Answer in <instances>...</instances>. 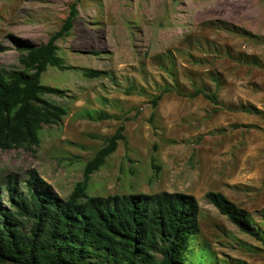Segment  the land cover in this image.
Returning a JSON list of instances; mask_svg holds the SVG:
<instances>
[{"label": "rangeland", "instance_id": "374dc122", "mask_svg": "<svg viewBox=\"0 0 264 264\" xmlns=\"http://www.w3.org/2000/svg\"><path fill=\"white\" fill-rule=\"evenodd\" d=\"M74 2V27L57 42L71 68L41 76L65 91L46 98L67 115L43 126L40 145L0 149V181L36 170L66 199L123 126L88 195L193 194L200 233L187 264H264V0H0V69L22 68L17 46L47 42ZM196 89L216 92V102L189 96ZM208 191L245 209L260 236L223 215Z\"/></svg>", "mask_w": 264, "mask_h": 264}, {"label": "trees", "instance_id": "16d2710c", "mask_svg": "<svg viewBox=\"0 0 264 264\" xmlns=\"http://www.w3.org/2000/svg\"><path fill=\"white\" fill-rule=\"evenodd\" d=\"M78 15L74 2L47 42L17 46L22 68L0 69L1 150L40 145L43 126L57 124L67 115V108L46 98L64 96L65 91L42 84L41 76L48 66L71 68L58 54L57 42L70 34ZM84 74L95 78L101 71L86 69ZM199 95L213 102L218 98L216 92L202 89L189 96ZM159 98L153 100L154 106ZM123 130L119 127L86 162L83 179L66 199L36 170L30 171L28 180L9 173L0 181V264L188 263L190 240L200 233V207L193 194L162 191L103 197L87 193L92 174L125 140ZM3 186L9 206H1ZM205 197L243 232L260 236L249 213L225 194L208 191Z\"/></svg>", "mask_w": 264, "mask_h": 264}]
</instances>
